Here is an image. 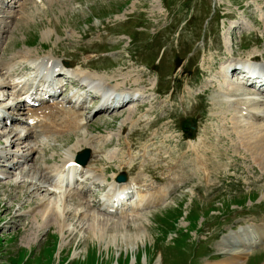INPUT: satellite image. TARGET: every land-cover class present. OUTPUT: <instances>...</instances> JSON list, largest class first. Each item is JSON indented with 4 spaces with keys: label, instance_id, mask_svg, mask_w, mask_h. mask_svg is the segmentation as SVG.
I'll use <instances>...</instances> for the list:
<instances>
[{
    "label": "rangeland",
    "instance_id": "1",
    "mask_svg": "<svg viewBox=\"0 0 264 264\" xmlns=\"http://www.w3.org/2000/svg\"><path fill=\"white\" fill-rule=\"evenodd\" d=\"M25 1V8L22 7L23 0H4V4L0 1V15L1 9L20 11L23 8V13H33L34 17L31 23L17 26L19 19L15 17V21L7 24L5 29L9 28L8 32L2 35L0 41V67L4 65L9 71L16 72L20 68L19 60H11V57L19 52L29 53L26 58L30 59L51 54L54 59L66 60L82 74L102 80L100 82L118 90L136 88L142 94L147 84L148 87L153 86L152 91L158 93L156 104L162 101V106L169 93L173 92L176 94L177 109L176 113H170L171 118L165 114L160 117V110L149 116L156 122L151 124L149 132H156L155 141L159 138L163 147L147 146L146 158L141 155L144 146H140L139 126L130 132L129 142L133 148L124 160L132 157V165H120L119 168L116 166L115 151L126 145L122 138L127 133L129 123L122 124V120L127 116L126 109L132 108V104L99 113L91 112L96 105L90 101V109L84 108L87 124L82 125L75 134L68 132L57 136L64 140H55L54 136L46 133L15 140L7 129H0L5 130L4 134L0 133V264H206L226 258V251L234 246L237 250L247 251L241 262L235 264H264V197L261 196L264 168L252 159L245 148L232 146L228 137L222 135L219 122L210 121L214 119L210 115L213 111L208 107L204 111L202 105L209 103L212 96L206 93L203 97L194 95L189 99V103L193 102L194 114L188 118L180 114L178 102L180 95L187 90L191 93L203 92L202 84L207 82L205 79L199 80L203 71L209 72L204 64L207 65L208 61L209 64L213 62L214 66L223 60L224 52L232 53L229 59L234 61L264 57V0ZM44 30H50L48 36H42ZM80 63L85 66L80 68L77 66ZM183 64L186 70L180 72ZM139 72L144 74L143 83L132 84L139 77ZM8 73L14 80L15 74ZM194 79L196 82H193ZM0 89V102L15 97L9 88ZM220 103H223L222 99ZM146 107L139 105L133 115L142 114ZM198 112H205L206 120L203 123H212L216 133L221 131V141H216L211 135L209 140L213 144L215 142L214 146H205L213 150L211 153L215 152L207 154V162L216 161L218 164L213 168L208 164L210 169L208 177L205 174L206 178L193 169L190 179L176 187L178 182H174L175 178L165 177L168 170L166 161L175 158L174 161L179 163L190 155L187 146H176L177 135L194 136V140H186H196L200 130V124L195 123ZM230 117L227 115L223 120L229 132ZM56 122H60L57 115L49 123L45 119L39 124L44 129L46 123L53 125ZM17 125L18 129L27 126L24 123ZM105 135L107 142L102 146V155L97 156L89 146H81L90 149L93 157L88 162V168L94 172L96 170L94 178L81 177L77 181L83 182L76 186L86 189L85 192L74 187L64 189L53 186L47 187L48 191L44 187L36 194L29 193L31 188L23 193L25 183L30 179L21 176L20 172L23 173L26 168L37 172L45 166L54 169L70 145L86 139H94V142L98 136L103 138ZM230 136L234 137L232 133ZM66 138L71 142L65 144ZM27 154L30 156L24 158ZM113 173L114 179L123 176L124 180H137L138 183L132 182L134 187H145L150 183L161 189L169 188L167 195L153 206L147 207L145 204L142 209H135L137 211L118 210L116 214H111L104 210L107 202L104 200L118 187L111 178ZM89 187L91 190H88ZM52 190L56 193L54 196L70 190L69 195L71 193L77 197L74 201H79L76 205L82 208L81 212L85 210V203L98 213V219L103 217L108 220L103 228L104 234L98 235L96 240L83 241L81 231L77 230L79 227H75L80 218L77 220L72 213L65 215L64 222L69 224L65 232L57 233V229L51 228L49 223L45 224L44 217L37 211V204L40 199L52 196L49 192ZM74 193H77L76 196ZM65 200L68 208H72V198L65 195ZM35 214L38 216L31 223L33 228H40V235L36 236L35 233L28 236L25 226L28 227V219ZM84 228L87 227H83V231ZM25 235L27 239L32 237L31 244ZM221 241L222 247L219 246ZM236 242L237 245H231Z\"/></svg>",
    "mask_w": 264,
    "mask_h": 264
},
{
    "label": "bare ground",
    "instance_id": "2",
    "mask_svg": "<svg viewBox=\"0 0 264 264\" xmlns=\"http://www.w3.org/2000/svg\"><path fill=\"white\" fill-rule=\"evenodd\" d=\"M53 1H55V0H48L49 3L53 2ZM23 5L24 6H22V7L25 8V5H26L25 0H23ZM23 8H21L20 11L18 9H16V10L13 9L11 11H6V10L1 9L2 14L0 15V41L2 39L1 38L2 35L4 33L8 32L9 28L5 29V28H7V24L9 25V23L15 21L16 18L19 19L17 26L20 23L26 24V22H30V23L33 22V18H34L33 13H28V12L23 13V11H24V10L22 11ZM49 33H50V30H44L42 32V36L43 37L48 36ZM0 50H1V48H0ZM19 53H21V54L18 55ZM19 53L14 54L15 56L13 55L14 57H11V60L18 59L19 60L17 62L18 66L21 69H27L28 72H30V73L33 72L31 70H35V69H39V68H41V69L45 68V69H49V70L51 69V70L56 71L57 67H59L57 72H60V71H62V67L69 66V63L66 60L61 59V61H59L57 59H54L53 58L54 56L51 54H48L46 56H43V57H40L37 59H30V58H26V57H29L28 56L29 53H27V52H19ZM16 56L19 58H16ZM58 59H60V58H58ZM250 59H252V58L250 57ZM261 59H264V57H261ZM254 60H256L255 62H257L259 59L256 58ZM24 62H27V63H24ZM212 63L209 64L207 61V65L204 64V66H206V68L209 70V72L207 73V72L203 71V73H202L203 76L199 80V82H201L203 79H205L207 84L204 83L203 85H204L205 89H207V88L208 89L205 92H199V93H191L189 90H187L186 92H183V94L180 95L181 97L179 96L180 99L178 101V102H180L179 103V106L181 109L180 114L183 116H186L187 118L189 115L194 114V112H193L194 109L192 108V105H191L193 102L189 103V99H191L194 95H196L195 97H197V96L203 97L206 95V93H208L207 95H209L210 97L212 96L210 98V102L209 103L205 102L202 105V107H203L204 111H205V107H208L210 111H213L212 113H210V115L214 119L210 120V121H212V123L214 121L219 122L220 128H222V135L225 137L226 136L228 137L227 139L230 141L232 146H242L243 148H245L247 150V153L250 154V156L252 157V159L254 161H256L259 165H261L262 168H264V94H262V95L260 93L259 94H250V96L246 97L245 94L240 93V90L241 89L243 90L242 83L234 82L232 80V78L227 79L226 77H224V75L222 73H219L218 71H216L217 73L214 72L216 74L212 73L213 67H214L212 65ZM225 63H230L229 65L234 69L238 68L232 60L225 61ZM259 64H262V63H259ZM225 65L227 66V64H225ZM78 66L84 67L85 64L80 63V64H78ZM202 68H200L199 71H201ZM222 68H223V66H222ZM3 70H5V71H3ZM184 70H186V69L184 68V64H183L180 68V72H182ZM7 71L13 72V73L15 72V71H9L7 68L4 67V65L0 67V73H1V75H0V88L4 87V84H5V86H8L11 84L10 86L12 87L13 90H15L18 86H20V88H21V86L23 85L22 81L15 80L12 82L13 78L11 79V76L9 75V73ZM4 72L8 73V74H5ZM221 72H222V69H221ZM141 73L142 72H139L138 73L139 75L137 74L139 77L137 78V80H133L132 84H136V83L142 84L143 83L144 74H141ZM77 76L80 79L84 75H77ZM127 78H128V76L126 75L125 80H127ZM179 79H181V78H179ZM193 82H196V79H194ZM71 83L78 85V82L75 79L71 80ZM100 83H101L102 87H108L107 85H105V83H103V82H100ZM187 83H189V81ZM143 85L145 86L146 84H143ZM135 86L138 87L140 85H135ZM186 86H187V84H186ZM85 87L98 90L100 88V85L93 87L92 85L88 86V83H87L85 85ZM146 87H148V84L146 85ZM146 87H145V89L142 90V94L140 93V91L136 90V88L129 87L131 89H128V90H132L133 91L132 93L140 94L139 98H141V95H143V99L139 103H137V104L135 103L136 105L129 102V100H126L129 103H127V104L125 103V105L124 104L120 105L121 107H123V106L132 104V108L127 107L128 108V109H126L127 116L124 117L122 120V124L123 123L125 124L127 122V123H129V125H128L129 127L125 131L127 133L124 135V138H122L123 143L126 142V145L120 146L121 148H118V150H119L118 152L115 151V153L117 154V156L115 158H117L116 160L118 161V164L116 166L118 168L120 167V165H125V166H131L132 165V161H133L132 157L129 156L128 160H124L125 155L130 153V149L133 148L130 146V142H129V140H130L129 135H131L130 132L132 133L133 131H135L134 129L137 128V126H139V130H140V138H139L140 140L139 141H141L140 146H144V148L142 149L143 153L141 155L145 157V154L148 150L147 146H151V147L152 146H156V147L162 146V141H159L158 140L159 138L157 139V141H159V142L155 141V136H156L155 133L156 132H153V131L149 132L150 128L152 127L151 124L153 122H155V119L151 120L149 118V116L152 115V113L153 114L157 113L159 110L161 111L160 117L163 116L164 114L169 116L170 113H174L175 109H177L176 103H175V95L176 94H174L173 92L169 93L168 97L164 100L165 104L162 106V101H160L159 104H156V101H158L157 100L158 93L155 91H152L153 86L148 87L147 90H146ZM109 90H112V92H113V90L118 91V89H116V87L115 88L111 87V88H109ZM145 90L147 92H145ZM0 91H1V89H0ZM220 99H222V102L224 104L220 103ZM202 100H203V98H202ZM198 101H200V100H198ZM200 103H202V102H200ZM49 104L50 103H46V104H43V105L35 107V108H26V109L20 107V105H21L20 103L16 105L17 108L20 109V111H23L22 113L25 115L24 118L28 121V124H30V129L27 132V134L25 135V137H27V138H28V136L36 137L38 135H43L44 133H46L48 135L54 136L55 140H57V139L64 140L62 137H57V136L63 135L64 133H68V132L75 134L76 131L79 128H81V126L85 123L83 121L86 120V116H84L83 113H81V112H79L73 108L64 107L58 101L52 102L50 105ZM139 105L140 106L147 105V107L145 108L146 110L142 114L134 116L133 112L136 109V107H138ZM160 106H161V109H159ZM104 111H106V110H104ZM55 115L60 117V122H56V123H53V125L52 124L49 125L48 123L50 122L52 117ZM227 115H231L230 119L232 120L231 125L228 127L231 129L230 132L227 131L226 130L227 127L223 125V120H226ZM240 118H241V122H244L245 124H241V122L239 121ZM45 119L48 120V123H46L44 125V129L40 128L39 123ZM111 119H113V117ZM162 119H160V120H162ZM204 119L206 120L205 112L204 113L198 112L197 121L200 124V130H199V132H197L195 141H190V140L187 141L186 140L187 137H183L182 134L177 135L178 139H177L176 146H187L190 155L185 154L186 155L184 158L185 160L183 158H181L183 160H182V162H179V163L174 161L175 158H168L169 159L168 161H166L164 159L166 161V165L168 167L167 173H165L166 174L165 177H166V179L170 178V176H171V178L174 177L175 180L174 179H172V180H174V182L175 181L178 182L176 185L174 184L176 187H178L180 184H183L187 180L190 179V177L192 176V170L193 169L201 172L202 175L204 176V178H206L205 174H207V177H208V173H209V169H210V168H208V166H209L208 164L212 165L211 166L212 168H213V166H216L218 164V163H216V161L207 162V160H208L207 154H214L215 152L211 153L213 150H210L208 147H205V146H214L215 142L213 144L209 140L211 135L216 138L215 139L216 141H218V142L221 141L222 138L219 135V133H221V131L216 133L215 129L212 128V123H207V125H206L205 122L203 123ZM159 121H157V123ZM122 128H123V126H122ZM12 129L14 131L17 130L16 127H13ZM153 130H154V128H153ZM164 132H167V131H164ZM0 133L2 134L1 131H0ZM8 133L12 134L13 137L15 136V140L18 139V136H16V132L13 133L12 131H10ZM230 133H232L234 135L233 138L230 136ZM160 134H162V132ZM66 139L67 140L65 141V144H67V142H71L68 138H66ZM93 140L92 139L90 141H87V139L86 140H80V141L76 140L77 142L70 145L69 150L66 152L64 157L61 159L62 161L54 169H50L49 166H45L37 172H33V171H31V169H28V168H26L27 170H25L23 173L20 172V175L22 174L21 176H26L27 178L30 179L28 182L26 181V183H25L26 189L23 193H25L28 190V188H31V191L29 193L36 194L37 191H40L44 187H46V189H47V187H52V188H54L53 186L56 187L57 186L56 184L59 182V179L63 177L62 173L66 169H68V171L65 173V175H69V174L75 172L73 167L79 168L81 170V173L83 172L86 179L87 178H94L96 175L95 174L96 170L94 172L93 170L89 169L88 168L89 163H88V165H86L84 167V166L77 165L74 162V155H75L76 151H78L81 148L82 145L83 146H89L90 148H92V151L96 152L97 156L102 155L101 151L104 148L102 146L104 145V143L106 144V142H107L106 135L103 138H102V136L101 137L98 136L96 138V141H94V142H93ZM120 141H121V139L119 138L118 139L119 144H120ZM174 142H176V141L174 140ZM156 147H155V149H156ZM123 148H124V150H123ZM162 151H164V150H162ZM165 152H166V150H165ZM171 152H173V151H171ZM177 152H178V150H177ZM155 153H157V152H155ZM136 154H138V153H136ZM103 155H105V154H103ZM113 155H114V152H113ZM29 156L30 155L27 154L24 158H27ZM101 157H98V159H100ZM111 157L112 156H110L109 159ZM169 157H171V155ZM210 157H211V155H210ZM156 158H157V156H156ZM158 160H159V157H158ZM178 161H179V159H178ZM16 163H18V162H16ZM140 165H139V167H140ZM157 165L159 166V163ZM24 167H26V166H24ZM156 168H158V167H156ZM48 169H50V170H48ZM84 169H86V171H84ZM165 169H167V168H165ZM88 170L90 172L92 171L93 174L87 173V172H89ZM51 172H52V174H51ZM139 173H141V171ZM203 176H202V178H203ZM114 177H115V173H113L111 175V178L114 179ZM102 179L104 180L106 178H102ZM204 180L206 181V179H204ZM133 181L134 180L132 178H129L123 184H121V185L118 184L120 186L118 187V189H116V192L114 194H112L111 196L107 197L106 205L111 207L110 210H112V206L114 204H116L117 202H120V203L123 202V200L127 196V194L129 192H132L131 188H133V187L130 185H132ZM134 182L138 183L137 180ZM164 189H161L160 187H157L156 185H153L150 183H149V185H147L145 187L138 185L137 186V198H136V200L145 199L147 205L150 203L151 204L159 203L164 198L163 196L167 195L169 188L165 189V190ZM47 191H48V189H47ZM65 191H67V192H65ZM69 191L70 190H64V191H62L63 193L59 192V193H57V196H54L56 193H54L53 190L49 191L53 195L47 196L44 199H40V202H38V204H37L38 205L37 211L44 217V223L45 224L49 223L48 225L51 228L53 227V228L57 229V231H56L57 233H58V231L65 232V229L67 231V228H69V224L64 222L65 215H67V214L70 215V213H72V216L77 217V220H78V218H80V221L78 222L77 226H75V227H76V229L79 227V229H77V230L81 231L82 237H83L82 240L83 241H87L90 239L96 240L98 235L101 236L104 234L103 228L108 224V220L104 219L103 217L101 220L98 219L97 218L98 213L91 210V208H88V206L85 203H83V208H85V210L81 212L82 208L80 206L76 205V203H78L79 201H74L75 199L77 200V197L72 196L71 193L69 195ZM76 194L77 193H74L75 196H76ZM65 195L72 198V200L74 202L73 204H71V205H73L72 208H68V206L66 205L67 200H65ZM261 196L264 197V190H263ZM136 200L134 199L132 202L136 205V209H137L139 203ZM88 211H90L89 214H87ZM134 211H136V210H134ZM133 214H134V212H133ZM37 216H38V214H35L33 218L28 219V222H27L28 227L25 226V231L27 232L26 234L28 236L29 235L34 236L36 234H37L36 236L40 235L39 234L40 228H38V229H37V227L33 228L32 223H31L34 221V219ZM83 227H87V228H84V231L86 230V232L83 231ZM83 232H84V235L86 233L85 237L83 235ZM27 235H25V239H27L26 238ZM258 237H259V235H258ZM31 238L32 237H30V238L28 237V239H27V241L30 244L32 243ZM222 245H223V243L221 241L219 243V246L222 247ZM231 245H233V244H231ZM220 252L222 253V248H220ZM244 252H247V251H245V250L242 251V249L237 250V247H235V246L230 247L226 251V253L228 254V256L226 258L219 260V261H215V260L209 261V262H206V264H235V263L241 262V259L246 256V253H244Z\"/></svg>",
    "mask_w": 264,
    "mask_h": 264
},
{
    "label": "water",
    "instance_id": "3",
    "mask_svg": "<svg viewBox=\"0 0 264 264\" xmlns=\"http://www.w3.org/2000/svg\"><path fill=\"white\" fill-rule=\"evenodd\" d=\"M84 154H80L79 156H78V158H77V160L79 161V162H84L85 161V159H86V153H85V155L83 156ZM119 180H123L124 179V177H119L118 178Z\"/></svg>",
    "mask_w": 264,
    "mask_h": 264
}]
</instances>
